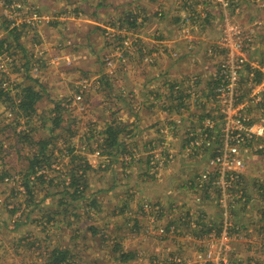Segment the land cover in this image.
Segmentation results:
<instances>
[{
	"label": "rangeland",
	"instance_id": "obj_1",
	"mask_svg": "<svg viewBox=\"0 0 264 264\" xmlns=\"http://www.w3.org/2000/svg\"><path fill=\"white\" fill-rule=\"evenodd\" d=\"M213 1L211 10L219 11L221 18L215 15L219 36L214 43L219 44L220 60L224 57L228 60L223 39L232 44L234 38H239L243 49L239 55L229 54V61L239 56L243 66L257 68L263 76L261 89L264 90V0H238L231 5L226 0ZM175 2L181 0H18L17 4L0 0V18L6 14L16 26L28 20L40 21L35 29L23 28L18 43L29 54L43 58V63L32 62L26 72L21 67L23 61L17 60L22 57L18 48H4L0 53V70L7 73H0V80L13 81V91L9 93L12 96L17 93L15 86L25 84L26 75L44 88L36 113L18 121L9 107L11 102L0 97V175L8 174L0 179V264H48L52 250L64 247L79 254L80 264H206V261L264 264V239L258 223L264 201L257 196L262 190L256 185L260 180L264 183V133L260 141L255 139L247 147L239 146L233 156L235 162L225 174L215 170L218 168L215 160L207 159L200 172L203 176L212 174L213 186H216L209 189L205 199L203 191L196 193L179 188L195 177L193 173L198 171L195 165L199 160L194 161L188 150L181 148L183 142L177 132H184L187 127H177L178 131H173L171 136L172 131L164 126L165 116L177 120L181 117L175 111L163 112L159 106L170 103L167 79L158 75L162 79L152 82L150 78L153 72L160 74L163 68L169 67L170 56L167 63H159L160 69L155 70L156 65L145 64L138 52L142 46L139 39L149 43L159 28L171 26ZM156 13L163 14L162 19H156ZM128 15V21L118 24L117 21ZM1 21L0 39L4 38V27L8 26ZM188 24H182L183 35L190 30ZM47 33L50 38L45 43L35 39ZM170 45L168 41L160 49V60L164 48ZM37 82L35 85L39 88ZM248 83L255 86L254 81L243 79L241 104L243 108L251 105L252 112L246 116L250 126L264 128V101L258 105L249 102L250 98L260 101L263 93L256 96L259 91L248 90ZM151 88L161 89L157 95L161 96L159 100L149 92ZM240 112L243 113L241 109ZM56 118L60 120L54 125L52 120ZM112 119L121 123L116 124L118 128L123 129L122 125L129 128L136 122V129L142 131L139 139H131L134 146L131 148V143H126L125 152L120 151L115 158L101 149L106 124ZM156 123L157 126L145 129ZM224 125L223 119L219 129L223 130ZM157 129L166 134V156L162 153ZM18 130L32 133L30 136L36 140L53 137L49 146L50 176L66 177L72 167V156H77V164L82 165L85 160L94 166L88 172L87 193L95 199L98 208L90 205L87 197L75 209L81 216L78 221L71 215V206H65V211L51 215L47 221L48 209L57 206L56 199L42 201L45 192H41L35 197L37 202L41 200L39 206L36 201L26 202L27 191L21 175L34 147L17 139L15 131ZM123 130L119 138L130 135ZM205 145L212 150L218 147L210 142ZM70 149L74 154L68 153ZM133 151L137 160L131 163ZM232 172L244 174L242 184L246 185L250 197L245 205L235 206L231 202L238 189ZM160 205L164 210L162 217L157 215ZM18 206L20 209L11 214L10 210ZM185 207L191 213L205 212L207 220L216 224L222 221L226 237L220 231L215 232L216 226L207 234L197 236L194 233L196 217L183 219ZM230 209L235 211L234 227ZM21 211L26 215L21 220L28 217L26 225L14 229L12 222L21 216ZM248 220H255L253 227ZM167 225L171 226L168 233L160 232ZM87 227L92 230H84ZM77 228L82 231L75 233ZM113 249L130 253L131 259L127 263L117 261L118 253Z\"/></svg>",
	"mask_w": 264,
	"mask_h": 264
},
{
	"label": "trees",
	"instance_id": "obj_2",
	"mask_svg": "<svg viewBox=\"0 0 264 264\" xmlns=\"http://www.w3.org/2000/svg\"><path fill=\"white\" fill-rule=\"evenodd\" d=\"M226 1H228V5H231L230 4L231 2L233 1L237 2L238 0H226ZM17 2L18 0H6V4H13V3L17 4ZM213 2H214L213 0H198V2L196 3L197 5L196 10L198 8L202 10H200L199 12H196V10L193 11L192 8H190L187 14H184L180 18H177V19L173 18L174 25H179V26L170 27L168 29V32L176 33L177 31L178 32L184 31V28L180 27V23L190 22L189 23L190 30H187V31H189L191 34H194V36L202 35V33L204 32L203 30L205 29L204 23L210 22L209 13H211V17L215 13L214 10H211ZM205 8L208 10H205ZM2 16L0 18L2 19L1 22L4 24L7 23L8 26L4 27V30L6 32L4 38L0 39V53L3 51L4 48L5 49H8V48L14 49L15 47L18 48V50L22 54V57H19L17 60L23 61V64L21 65V67L26 72L29 70L28 67H30L32 62L33 63H36V62L43 63V58H41L42 56L36 58V55L34 53L29 54L27 49H25L22 46V44L18 43V39H20L24 33L23 28L28 27V28L35 29L40 24V21L38 20L39 23H36L34 22L36 19L28 20L16 26L15 21L11 20L6 14H2ZM155 16H157L156 19L160 20L162 19L163 14L156 13ZM5 17L9 20H7ZM129 17H130L129 15L126 17H123L121 21H117L118 24H122V22L128 21ZM212 19L215 20L216 18H212ZM145 20L147 19L144 18V22ZM113 25L114 23H112V26ZM151 36H152L151 42L146 43V44L143 42V40L139 39V43H142V46H141V49L138 50V52L139 51L141 52L142 56L140 57L142 61H144L145 64H150L151 66H153L160 59V55H161L160 49L164 45H167L164 42H168V41L163 40L164 34L161 33L160 31L155 32ZM122 42L123 40H121V43ZM195 42H196L195 40L192 41L191 39L188 42L190 46L189 50H193V52H195L194 51V48L196 46ZM176 47H174L171 44L168 48L165 47L163 51L164 53H168V56H170L169 59L172 62H176L179 58V51L177 50ZM220 57L221 55H220V49H219L218 43H213L206 48V61H205L206 69L205 70L207 72L206 74L207 82H206L205 88L203 87V89H201L200 87V81H201L200 73L201 72H197L196 74L191 75V76L187 75L183 77V79L179 82L174 79L169 80L166 74H162V73L159 74V76L166 78L168 81V83H165V84H168V87H169L168 90H169V100H170V103L168 105L159 104V106L161 107V110L169 114L175 111L181 116L179 120H177V118L171 119L170 116H166L165 117L166 125L164 126H167L166 127L167 130L169 129L170 131H172L171 136L173 135V131H178L177 127L179 126L187 127L186 128L187 130H185L184 132H177V133H179L178 135L180 137V142H183L181 148L187 149L189 153V157L190 158L192 157V159H195L203 155L202 157H200L202 161H204V158L215 160L218 156H221L222 154V153L220 154V151L218 150V148L221 147L220 145L222 143L221 141L222 133H221V129H219V124L223 122L224 117L220 109L219 95H220L221 87H225L227 85V83L225 84V82H222V81L225 78L224 73L227 74L228 70L224 68L221 61H219ZM17 60H12V62L15 63V61ZM246 65L245 66L242 65V68L240 70H237L239 80L235 84L236 91L234 93V97H237V99H238L239 93L242 91V88H243L242 85H243L244 78L246 79V82L251 80V81H254L255 84L257 83L259 84L261 83V81H263V76H261V72L258 71L257 68L256 70L255 69L252 70V68L246 67ZM73 70H77V68H73ZM3 72L1 71L0 73L2 74ZM4 73H5L4 75H6L7 72H4ZM84 74L86 73L84 72ZM254 75H255V78H253ZM24 80L26 81L24 85L22 86L17 85L14 87V88H17V93H15L14 96L9 95V93L13 91V88H12L13 81L8 79V83H5L4 80L3 81L0 80V97H5L4 101L11 102L9 103V107L12 109L11 111L14 113L15 118L17 119V120L15 119L16 121H18V119H26V118L32 117L36 113V106L38 102L41 101V99L43 98L44 88L42 86L41 87L39 86L36 79L29 78V76L26 75V77L24 76ZM36 82L39 88L36 87L35 85ZM159 90L160 89L155 90L151 88L149 92L157 96V95H160ZM260 96H261L260 101H255V99L250 98L251 99L249 100L250 104H253V105L261 104L264 101V93ZM156 98L159 100L161 96H157L155 97V99ZM15 100H17V102H15L16 107L14 108ZM181 108H183L184 110L183 112H181ZM251 112H252L251 105L250 107L245 106V108H243V113L245 116L249 115ZM195 119L199 122L196 128L192 127V125L193 126L196 125L194 123L192 124V121ZM59 120L60 118H56V119H53L52 122L53 123L55 122L54 125H57ZM120 120H122L121 117H120ZM186 122L187 124H185ZM116 124L121 125L120 122L117 123L116 120H113V119L110 120L106 124V128L104 130L105 138L102 139L103 141L101 143V149L104 151V153L108 156H113L114 158L117 156V154L120 153V151L121 153L125 152L124 151L125 149H123V147L125 146L126 143H131V148H132L134 144L131 142V139H139L140 138L139 133L141 135V132H142L141 130L136 129V125H135L136 122L135 124H131L129 128H125V125H122L124 126L123 129H125V131L130 135L125 138L124 137L119 138L120 133L124 132V130L121 128H118ZM155 126H157V123L151 124V126H148L145 129L152 128ZM156 131H159V129H157ZM31 134L32 133L28 131L26 132L25 130H18L17 132L15 131V136L17 137L18 140L22 139L21 141L24 142V144H27L30 147L32 146L34 147V150H33L34 152L26 158L28 161L27 166L24 169V174L21 175L22 179L24 180V189L27 191L26 192V195H27L26 202L33 203L32 201L34 202L36 201V203L38 204L41 200L46 201L47 198L56 199L57 206L55 205L53 206V209H48L49 211H48V214L46 215L48 217L47 221L51 220V218H49L51 215L56 216L58 214H61L62 211L63 210L65 211L66 207L68 206H71L70 212L72 213L71 214L72 217L75 219V221L76 220L78 221L81 218V216L76 213L77 210L75 209L79 207L78 203L82 199H85L87 197H89L91 201L90 205L98 208V205L95 199L87 193L88 190L90 189L88 172L93 171L94 166H92L89 162L85 160L82 161V165L77 164L76 162L77 156H72V159L70 160V164L72 165V167L70 168L68 175H66V177L61 178L59 175L50 176V173H48V171L51 170L50 163H49L50 156H51L49 154L50 152L49 146H50V142L53 141V137L42 138L41 140H36L33 138V136H30ZM157 136H158V140L163 145L162 153L165 154L164 144L167 142L166 134L164 133L163 130H160L157 133ZM253 138H256L257 140L260 141L259 137H253ZM253 138H251V140H255ZM148 142L150 145L153 144V141H148ZM209 142L216 144L218 147L217 148L215 147L213 150L210 148H206L205 143L207 144ZM245 147H247V145ZM151 149H155V146L154 148H151ZM134 152L135 151L131 153V161H130L131 163L136 162L137 160L136 156H134ZM259 152L260 151H257V153ZM68 153L70 155L74 154L73 149H70ZM216 164H218V162ZM207 167H211V165ZM215 170H218L217 167ZM199 172L200 171L193 173L195 177L189 181L184 182L183 185H181L179 188L194 190L196 193L203 191L204 195H206L204 197L205 199L209 195V189H211V187H215L216 185L213 186L215 182H214V176H212V174H208L204 177L201 174V172L200 173ZM58 174H60L59 171H58ZM215 175L216 176L218 175L216 171H215ZM232 175L234 176L233 180L235 181V185L238 187V189L236 190L237 195L231 200V202L233 204L235 203V206H237V204L239 203L242 205H245L247 202V198L250 199V197L247 195L248 191L246 189V185L242 184L244 174L243 173H237V174L232 173ZM7 176H8L7 173H2L0 175V179L2 180L6 178ZM256 185L259 186V189L261 187V190H262L260 192H257V196L261 200L264 201V183L262 182V180H260ZM217 188H220V186L218 185ZM68 189L70 191H68ZM50 191L52 193H50ZM41 192H45V194L43 198L37 202L35 197ZM37 204H35L36 207H37ZM246 206H244L245 209H246ZM162 208L163 207H161L160 205V211L157 214L161 217L164 214L163 213L164 210ZM185 208H186V212L183 216V219L184 217L188 218L191 215L196 217V222H195L196 231L194 233L197 236L203 233L207 234L209 231H211L213 226L217 227V230H215L217 234L219 233V231L222 234V231L225 228L224 224L222 225V221H219V223L216 224L215 221L207 220L205 212L191 213L188 207H185ZM19 209L20 207L18 206L10 210V213L15 214ZM168 209L169 207L167 208V211ZM38 210H41V208H38ZM230 210L232 211V214H231L232 215V218H231L232 227H234L233 219H234L235 211L233 209H230ZM20 214L21 216L19 215L17 220L12 222L14 229L15 228L17 229L19 226L26 225L28 217H25V220L23 221L21 220V218L23 215L26 216L25 212L21 211ZM259 216H260V219L258 220V223L260 222L259 232H262L261 237L264 239V233H263L264 232V209L259 210ZM248 221L252 223L250 224V227H253L255 220L254 221L248 220ZM33 222H35V220ZM71 224L72 223H70V225ZM170 227L171 226L167 225L164 228H162L163 233L167 234ZM227 229L230 230L231 228L228 227ZM84 230H92V229L90 227H87ZM77 231L81 232L82 230L81 228L79 229L77 228L76 230H74L75 233ZM93 233L95 232L93 231ZM75 247L76 246H74L73 249ZM206 249L202 250L203 253L206 252ZM113 251L118 253V256H116L117 258L115 259L121 263H127L131 259L130 253H124V252L119 253L118 252L119 250L117 249H113ZM79 257H80L79 254L78 255L73 254L71 252V249L68 250V248L66 247L54 248L52 252L49 254L48 264H80ZM206 264H212V262L206 261Z\"/></svg>",
	"mask_w": 264,
	"mask_h": 264
},
{
	"label": "built area",
	"instance_id": "obj_3",
	"mask_svg": "<svg viewBox=\"0 0 264 264\" xmlns=\"http://www.w3.org/2000/svg\"><path fill=\"white\" fill-rule=\"evenodd\" d=\"M16 9H18V7ZM223 38H224V34L222 39ZM246 39L249 40L248 37ZM233 41L234 42L231 44L227 41V38L223 39L222 43L224 45V49L227 54L228 60L226 61L225 57L219 60L223 64V67L228 70L227 74L224 73L225 78L222 81L225 82V84L227 83V85L225 87H221L220 95H219L220 109L225 120L224 128L223 130H221L222 143L220 146L222 147V149L219 150L220 154L221 153L222 154L221 156H218L214 162V165L218 166L217 169L221 174H225L226 172H228L227 170L232 168L235 162L233 160V156L238 153V148L240 145H244L245 147L246 145L249 144V142L252 141L251 138L253 137L260 138L264 133V128L262 127V125H256L255 127L250 126V122L248 123L249 118H247L244 115V113L240 112V109L243 111L240 95H238V99L237 97H234V93L236 91L235 84L239 80L237 70H240L242 68L241 64L244 63L242 62V60L238 59L239 56L235 57L234 60L229 61L230 58L229 54L233 55L237 53V55H239L240 51L243 49V44H242L243 42L240 41L239 38L236 39L234 38ZM261 83L259 84L257 83L255 84V86H252L251 83H248L247 89L251 91H257V92L259 91V93L256 95L258 96L261 93H264L263 92L264 90L261 89V86L263 85ZM259 148L261 149V147ZM217 162L218 164H216ZM160 232H163V229H161ZM222 234H223L222 237L225 238L226 228H224Z\"/></svg>",
	"mask_w": 264,
	"mask_h": 264
},
{
	"label": "crops",
	"instance_id": "obj_4",
	"mask_svg": "<svg viewBox=\"0 0 264 264\" xmlns=\"http://www.w3.org/2000/svg\"><path fill=\"white\" fill-rule=\"evenodd\" d=\"M198 2V0H181L180 3H176L173 6V13L175 15V17H173L174 19L176 18H180L182 15L187 14L190 10V8H192L193 11L196 10V3ZM193 6V7H192ZM202 9H197L196 12H199ZM210 14V22L204 23V27L205 29L203 30L204 32L202 33V35L200 36H194V34H191L189 31H187V35H183L182 31L180 32H168V29L170 27H176L179 25H174V21L172 20L170 22V27H162L159 28L158 30L164 34V41H170L171 44L177 48V50L179 51V58L176 62H172L169 59V67H165L163 68V70L160 72L162 74H166L167 78L169 77L170 79H174L176 81H181L183 79V77L185 76H191L196 74L197 72H201V81H200V87L201 89H203V87L205 88L206 85V78H207V72H206V48L213 44L214 42L217 41V38L219 36V29H218V24L216 22V19L213 20L212 18H215V15L217 14L219 20H221L220 18V12L216 11L213 16L211 17V13ZM172 18V19H173ZM190 23V22H188ZM182 24L185 23H180V27L182 28ZM203 24V23H202ZM201 24V25H202ZM190 24L186 25L189 26ZM198 25V24H197ZM199 26V25H198ZM49 34H45L42 36H36V40L37 41H41L44 42L45 40H48L49 38ZM171 36V37H170ZM192 41H196V46L193 50H189L190 46L188 44L189 40ZM39 43V42H38ZM45 43V42H44ZM167 44V42H164ZM41 44V48H43V43ZM36 47V46H35ZM42 55V54H41ZM167 56L168 53H164L161 60L159 59V61H157L156 65V69L155 70H159L160 69V64L161 62H163V64L167 63ZM164 57V58H163ZM158 64V65H157ZM153 65V67L155 66ZM174 71V72H173ZM159 74L153 72L151 78L152 82H155L157 80V78H161L158 76ZM162 79V78H161ZM161 90V89H160ZM166 117V116H165ZM164 120V119H163ZM166 122V121H165ZM196 124L195 126L192 125V127H197L199 122L197 120H195L194 122H192V124ZM187 124V122H186ZM203 156V155H202ZM200 156V157H202ZM195 160H199L198 163L195 165V167L198 169V171H201L204 167V164L206 163L207 159L204 158V161L201 160V158L197 157Z\"/></svg>",
	"mask_w": 264,
	"mask_h": 264
}]
</instances>
